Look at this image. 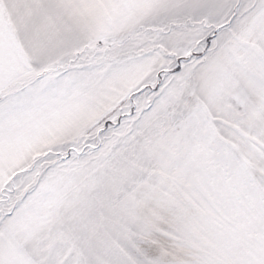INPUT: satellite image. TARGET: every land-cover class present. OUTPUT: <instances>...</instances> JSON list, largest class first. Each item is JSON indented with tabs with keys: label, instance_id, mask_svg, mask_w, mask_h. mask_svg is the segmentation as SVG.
<instances>
[{
	"label": "snow or ice",
	"instance_id": "1",
	"mask_svg": "<svg viewBox=\"0 0 264 264\" xmlns=\"http://www.w3.org/2000/svg\"><path fill=\"white\" fill-rule=\"evenodd\" d=\"M0 264H264V0H0Z\"/></svg>",
	"mask_w": 264,
	"mask_h": 264
}]
</instances>
